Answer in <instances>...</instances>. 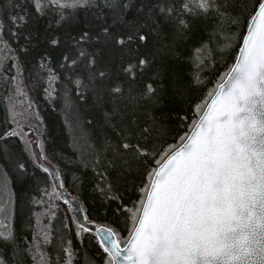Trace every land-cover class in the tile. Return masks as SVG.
<instances>
[{"label": "snow or ice", "instance_id": "6c2138e0", "mask_svg": "<svg viewBox=\"0 0 264 264\" xmlns=\"http://www.w3.org/2000/svg\"><path fill=\"white\" fill-rule=\"evenodd\" d=\"M46 7L83 10L90 18L58 34L50 22L41 24ZM0 24L23 38L25 52L36 49L41 61L50 62L63 45L58 71L49 68L48 83L38 86L55 104L59 94L54 95L52 85L63 79L81 111L90 108L83 112V123L98 144L97 165L104 164L97 173L104 186L96 190L106 203H116L113 215L128 212L125 222L134 221L122 241L120 231L97 226L83 208L76 209L80 215L71 221L75 235L95 232L102 264H264V0H252L251 6L248 0H47L46 5L43 0H10ZM225 25L241 30L235 63L191 134L149 171L153 138L166 130L163 107L169 99L183 100L200 80L205 61L199 54L212 36L197 39L196 33L210 29L218 36ZM141 48L146 49L143 55ZM117 49L137 54L135 65H120L131 80L136 68L152 70L138 95L109 76L106 57ZM8 71L19 91L22 65L12 64ZM15 135L6 131L5 143ZM40 167L57 188L63 187L58 172ZM141 168L147 182L141 180L144 195L133 212L121 191L136 187ZM19 170L27 172L24 164ZM50 235L45 230L41 238L48 243ZM16 244L13 233H0V264H26L27 252L9 254ZM63 252L67 264H73L72 250Z\"/></svg>", "mask_w": 264, "mask_h": 264}, {"label": "trees", "instance_id": "16d2710c", "mask_svg": "<svg viewBox=\"0 0 264 264\" xmlns=\"http://www.w3.org/2000/svg\"><path fill=\"white\" fill-rule=\"evenodd\" d=\"M248 2L251 6L252 0ZM9 3L10 0H4V3L0 4V17ZM43 3L46 5L47 0H43ZM61 17H64V20L57 25L56 20ZM89 18L90 14L83 10L72 8L58 10L46 7L41 24L50 22L52 29L62 34L69 24L74 25ZM0 28L3 29L0 31V149L5 150L4 154L0 155V189L3 191V201L9 199L10 210L9 224L3 226L0 233L7 235L11 232L17 240L16 246L9 254L15 255L23 250L27 252L26 264H36L40 258L36 252L39 244L41 250L45 252L47 264H67L69 257L63 252L67 247L72 250L73 264H102V250L95 235L82 233L80 238L76 237V227L71 223L73 216L69 206L61 198L57 199L59 194L51 174L44 173L40 167L41 161H44L55 173L60 174L59 182L63 183L62 189L79 202L89 219L120 231L122 241L127 238L128 229L134 223L133 220L125 222L129 213L113 215L116 203H106L105 197L95 187L104 186L102 175H97L103 172L104 164L97 165V161L101 160L98 155V144L91 130L83 123L86 119L83 112L90 111V108L84 106L83 112L81 111L80 106L75 103L71 89L63 79L52 85L56 90L54 95L59 94L55 104L45 98L38 86V82L48 83L49 68L54 72L58 71L63 45L53 53L50 62L41 61L36 49L24 51L26 45L23 38L17 39L13 36L6 24H0ZM240 31V28L229 29L225 25L224 31L218 36L210 29L196 33L197 39L204 37L207 40L209 35L212 36L211 44L199 54L205 61L203 70L199 73L200 80L183 100L169 99L163 107L162 111L166 114L164 121L166 130L153 138V147L149 152V171L157 167L156 162L161 163L172 151L173 146H179L181 138L190 132L217 85L224 79L235 60L242 40ZM83 50L90 52L93 49L84 46ZM145 52L146 49H140L141 55ZM136 55L135 52L128 53L124 50L122 53L117 49L106 57L105 62L109 76L116 83H123L126 92L133 91V94L138 95L149 82L152 70L141 71L136 68V79L133 81L131 73L126 74L120 68L121 63L124 67H127L128 63L135 65ZM12 64L23 67L19 77L22 81L19 91H16L15 85L8 80V70ZM41 64L44 66L41 67ZM12 104L18 108V116H13ZM151 107L145 105V108ZM17 122L29 125L36 136L41 153L45 154V158L40 159L39 163L30 155L16 133ZM6 131H15L16 135L10 136L5 143L3 134ZM19 164L25 165L26 174L22 175ZM141 180L147 182L143 168L135 176L136 187L128 186L121 191L124 205L133 212V206H139L144 195L140 191ZM131 183L132 180L129 181L130 185ZM45 230L51 234L48 243L41 238V232Z\"/></svg>", "mask_w": 264, "mask_h": 264}, {"label": "rangeland", "instance_id": "374dc122", "mask_svg": "<svg viewBox=\"0 0 264 264\" xmlns=\"http://www.w3.org/2000/svg\"><path fill=\"white\" fill-rule=\"evenodd\" d=\"M13 111L12 113H15L16 116L18 113V108L13 105ZM18 116V115H17ZM30 126L25 124L24 122H17L16 123V130L17 134L20 136L21 140L24 142V145L27 149V151L30 153V155L34 158L36 162H40V154H41V148L39 145L38 140L36 139V136L34 133L30 130ZM2 193L3 191L0 189V229H3V226L9 224V199L3 201L2 199ZM8 202V204L4 203ZM42 231L41 233H43ZM39 248V249H38ZM36 252L39 254L40 258L39 260L37 259L36 264H46L47 262V257L45 255L44 250H41V246L38 244Z\"/></svg>", "mask_w": 264, "mask_h": 264}, {"label": "water", "instance_id": "95a60500", "mask_svg": "<svg viewBox=\"0 0 264 264\" xmlns=\"http://www.w3.org/2000/svg\"><path fill=\"white\" fill-rule=\"evenodd\" d=\"M241 43H242V40H241ZM241 43H240V44H241ZM239 46H240V45H239ZM238 52H239V48H238L237 53H238ZM234 63H235V60H234L233 64H234ZM233 64H232V65H233ZM232 65H231V67H232ZM231 67H230V68H231ZM229 70H230V69H229ZM229 70H228V71H229ZM227 73H228V72H227ZM226 77H227V74H226V76L224 77V79H226ZM224 79H223L219 84L223 83ZM219 84H218V85H219ZM218 85H217V87H216V89H215L213 95L210 97V99L208 100L207 104L205 105V107H204L202 113L205 112V111L207 110L208 106L211 104V101H212V99H213V97H214V95H215V92H216V90H217V88H218ZM202 113H201V114H202ZM201 114H200V115H201ZM199 118H200V116L197 118L196 121H198ZM191 132H192V128H191V130H190V132H189L188 134H191ZM171 152H172V151H171ZM171 152H170L168 155H170ZM168 155H167V156H168ZM167 156H166V157H167ZM166 157H165V158H166ZM165 158H164V160H165ZM164 160H163L161 163H163ZM41 163H42L43 165H45V166L50 167L52 173H55L54 169H53L50 165L46 164L44 161H41ZM158 166H159V165H158ZM158 166H157V167H158ZM51 176H52V175H51ZM52 178H53V177H52ZM54 183H55V185H56V184H57V181H54ZM55 187H56V186H55ZM56 190H57L58 194L61 196V199H62L63 202H64V199H63V198H67V199L71 202V203H69V204H67V205L69 206V208H70V210H71L72 216H73V217H76V216L80 215V213H78V212L76 211L77 208H82L81 205L79 204V202L76 201L74 198H71L70 196H68V195L64 192V190H63L62 188H57V187H56ZM81 222L83 223L84 221L81 220ZM95 224H96L97 226L100 225V224H98V223H95ZM104 225H105V224H104ZM89 226H90V225H89ZM105 226H106V225H105ZM92 233L96 236V234H95L94 231H93ZM121 246L123 247V245H121Z\"/></svg>", "mask_w": 264, "mask_h": 264}]
</instances>
